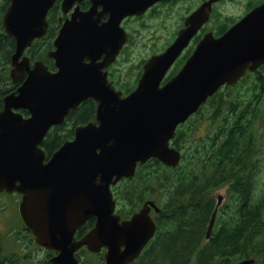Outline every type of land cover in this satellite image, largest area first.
Returning a JSON list of instances; mask_svg holds the SVG:
<instances>
[{"label": "water", "instance_id": "1", "mask_svg": "<svg viewBox=\"0 0 264 264\" xmlns=\"http://www.w3.org/2000/svg\"><path fill=\"white\" fill-rule=\"evenodd\" d=\"M55 1L8 0L2 16L4 33L15 46L9 77L19 85L3 96L0 109V192L21 194L20 219L35 243L54 253L50 264H95L76 257L81 248L103 250L101 264H130L154 236L151 210L159 208L149 200L122 218L111 186L131 179L136 166L151 158L177 167L181 151L170 144L177 126L222 86L236 84L264 63V1L221 35L204 33L180 70L165 81L209 20L212 4L221 0L202 2L185 17L173 42L145 60L126 95L115 89L107 72L129 40L121 23L160 0H88L86 9H81L83 0H60L64 18L47 51L55 67L50 70L42 60L31 62L25 51L46 34ZM88 99L96 103L94 120L75 125L73 137L44 162L40 144L49 129ZM222 198L216 197L206 239ZM90 219L93 226L76 238Z\"/></svg>", "mask_w": 264, "mask_h": 264}, {"label": "trees", "instance_id": "2", "mask_svg": "<svg viewBox=\"0 0 264 264\" xmlns=\"http://www.w3.org/2000/svg\"><path fill=\"white\" fill-rule=\"evenodd\" d=\"M262 1L248 0L245 11ZM5 3L7 5L8 0H0V13ZM87 6L86 1L81 3L82 9ZM61 14L60 1L56 0L47 14L46 34L35 39L25 51L33 60H42L51 70L55 67L47 51L53 48L52 41L60 27ZM213 21L216 25L214 33L220 35L237 19L221 18V13L214 10ZM6 38L13 41L12 37L1 32L0 87H4L7 81L8 86L4 92L0 91V109L4 93L14 90L9 77L2 71L10 53ZM3 39L7 44L2 47ZM199 39L200 36H196L194 44ZM169 41L167 39L162 47ZM129 43L135 45L136 41ZM126 49L125 55L129 57L130 52ZM192 49L193 45L176 59L165 80L175 75ZM126 63L116 60L108 75L113 86L123 95L134 89L142 69L140 63V66H132L131 70L127 65L124 70ZM263 100L264 63L258 70L246 72L236 84L221 87L185 123L179 125L171 140V145L181 151L177 167L166 166L151 158L136 166L131 179H122L111 186L116 213L122 218H128L149 200L159 208L158 212L153 211L156 223L154 236L130 264H230L242 259H254L252 264H264V167L261 166L257 126L263 114ZM95 108L96 103L88 99L70 110L62 124L51 127L42 142L46 156L49 157L73 137L75 125L94 120ZM21 112L27 115L26 111ZM194 117L209 123L207 132L197 138H193ZM222 187H226L224 200L218 207L210 237L206 239L216 205L214 192ZM93 223V219L88 220L77 231L76 237H81ZM45 252L46 257L38 263L27 262L50 264L49 258L53 253ZM75 255L79 260L95 264L103 261V250L91 253L81 248ZM7 262L24 264L13 250L0 256V264Z\"/></svg>", "mask_w": 264, "mask_h": 264}, {"label": "flooded vegetation", "instance_id": "3", "mask_svg": "<svg viewBox=\"0 0 264 264\" xmlns=\"http://www.w3.org/2000/svg\"><path fill=\"white\" fill-rule=\"evenodd\" d=\"M85 1L88 3V0H83L82 2H85ZM181 1H183V0H160V1L153 3L149 8H147V10L140 17H136V16L127 17L124 20V21H126V23L129 22L131 19H134V18H136L138 22H147L149 19L160 18L161 20L157 23V25L154 26L157 28H165L166 27V23H165L166 18L174 19L173 27L171 24V27L169 28V36L167 37V39H169L170 41L168 42L167 45L162 47V45L167 40L166 39L165 41H163L165 36L153 35V34L142 35L136 27L130 26L128 23L123 24V25L121 23L122 27L127 31L130 38H129L127 44L125 46H123V48L120 50L119 54L116 56L115 62H116V60L119 59V60H124L127 63H129L131 60L135 59V57H136V58H139L138 63L140 62L143 66V63L145 62V60L148 59L151 55L161 53L163 50H165V48L167 46H169L173 42V40L176 38L177 32L184 26L185 17L188 16L193 10H195L205 0H194V1L186 0L185 3L182 5H181ZM223 1H230V0H221L219 2L212 4V11L210 13L209 20L205 24H203V26L198 30L197 34L191 38L189 44L187 45L186 48H184V50L182 51L180 56L182 54H184L187 51V49H189V47H191L192 45H193V49H194V47L196 45V44H194L195 43L194 39L196 36H200V38H201L203 36V34L208 32V31H211L214 36H219V35H215V33H214V28L216 27V25L214 24V21H213V15H214V10H217L216 5L218 3L223 2ZM5 5H6V3L4 4V6H2L1 13H0L1 14V16H0V33L1 32L4 33V29L2 26V16H3V13H4L8 4L6 6ZM88 5H89V3H88ZM244 9L246 10V5H245ZM245 13H246V11H245ZM62 15L63 14H61V16L59 17V20L61 18H64V15L63 16ZM232 19H234V18H232ZM209 24H210V26H209ZM144 25L147 27L151 26L149 24H144ZM209 27H211L213 29H209ZM6 39L8 41V45L10 46L8 49V51H10V53H9L8 63L4 64L2 66V71L7 75V77H9L10 58H11V54L14 51L15 46H14V40L12 41V39H10V38H6ZM134 40L136 41L135 45H132L129 43V41L131 42ZM4 44H7V42L3 39L1 46L3 47ZM137 45H140V48L142 49V51L135 54L134 47ZM125 49L127 52H130L129 57H127L125 55V52H124ZM5 50H6V48L4 49V52H5ZM25 54H26V52H25ZM131 55H133V56H131ZM187 57H186V59H187ZM29 58L32 62L33 61L32 57L29 56ZM175 61H174V63H175ZM174 63L172 64V66L170 67L168 72L166 73L165 79H166L168 73L170 72V70L173 68ZM113 64L107 69L108 75L112 69ZM142 66H141V68H142ZM6 67H8V69H6ZM180 68L178 69V71L180 70ZM256 70H258V68ZM141 73H142V69H141V72L139 73V77H140ZM139 77H138V79H139ZM138 79H137V81H138ZM9 80H10L11 84L14 86L13 87L14 90H16L19 83H17V84L12 83L10 77H9ZM108 80L111 81V79H109V77H108ZM6 86H8V81L4 87H0V91L4 92ZM135 86H136V84H135ZM6 94L7 93H4V95H6ZM185 122H183V123H185ZM183 123H181V124H183ZM179 125L177 126V128L179 127ZM177 128H176V130H177ZM175 135H176V132H175ZM40 148L43 149L42 143L40 144ZM47 158L48 157L46 156L44 159V162L47 160ZM222 188H224V193H225L226 187H222ZM20 200H21V194H19L17 192H10V193L5 192V191L0 192V213H1V216H3V219L0 221V233L2 234V235H0V245H1L0 256L6 254L10 250H13V252H15L17 254V256L20 259H22V261H24V264L27 261H33V262L38 263L40 259H37V258L41 255H43V257H46V252L43 248L39 247L35 243L34 237L32 236L31 232L28 229H26V227L22 223L20 216L18 214V204H19ZM3 211H4V214H3ZM153 211L154 210H151L152 217H153ZM153 219H154V217H153ZM76 234H77V232L75 233V235ZM2 260L6 261L7 259L2 258ZM33 262H27V264H32ZM6 264H12V263L7 262Z\"/></svg>", "mask_w": 264, "mask_h": 264}, {"label": "rangeland", "instance_id": "4", "mask_svg": "<svg viewBox=\"0 0 264 264\" xmlns=\"http://www.w3.org/2000/svg\"><path fill=\"white\" fill-rule=\"evenodd\" d=\"M185 1L186 0L181 1V5L184 4ZM192 1H194V0H192ZM247 2H248V0L223 1V2L218 3L216 5V9H217V11H219L221 13V18H223L224 16H227V17H231L234 19H238L240 16H242L245 13L244 7L247 4ZM160 20H161L160 18H153V19H149L147 22L129 21L128 24L130 26L136 27L142 35L153 34V35L165 36V38L163 40V41H165L167 39V37L169 36V28L171 27V24L173 27L174 19L166 18L165 19V23H166L165 28L154 27L155 25H157V23ZM144 24H149L151 26L147 27ZM209 26H210V24H209ZM141 51H142V49L140 48V45H137L134 47L135 54H137ZM133 55H131V56H133ZM138 60H139V58L135 57V59L131 60L129 63H126L124 65V70H125V68H127V65H129V67H128L129 70H131L132 66H135V65L140 66V62L138 63ZM262 103H264V100ZM262 111H263V114H262L260 121L257 122V126H258V133L260 135L259 140H258V146L260 149L261 166L264 167V104L262 106ZM192 125H194V128H195L193 138L203 136L207 132V130L209 129L208 121L207 120H198L197 117H194L192 119ZM191 137H192V132L190 134V139H191ZM259 183H260V180H259ZM257 185H259V184H257ZM218 195H221L223 197L222 201H221V203H222L224 200V188H220L214 192L215 199ZM3 214H4V211H3ZM2 219H3V216H1V213H0V221ZM0 235H2V234L0 233ZM41 258H43V255L39 256L37 259H41Z\"/></svg>", "mask_w": 264, "mask_h": 264}]
</instances>
